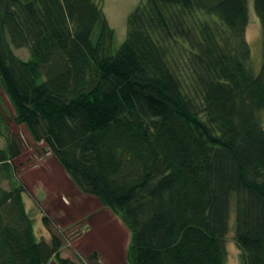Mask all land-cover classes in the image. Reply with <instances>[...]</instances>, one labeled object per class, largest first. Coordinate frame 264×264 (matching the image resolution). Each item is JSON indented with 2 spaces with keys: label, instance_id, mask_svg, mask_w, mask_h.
Masks as SVG:
<instances>
[{
  "label": "trees",
  "instance_id": "trees-1",
  "mask_svg": "<svg viewBox=\"0 0 264 264\" xmlns=\"http://www.w3.org/2000/svg\"><path fill=\"white\" fill-rule=\"evenodd\" d=\"M248 4L146 0L114 50L100 0H0L15 120L122 220L128 264H225L232 212L242 264H264V53L256 73ZM24 192L0 188V264H76L57 235L38 239Z\"/></svg>",
  "mask_w": 264,
  "mask_h": 264
},
{
  "label": "rangeland",
  "instance_id": "rangeland-1",
  "mask_svg": "<svg viewBox=\"0 0 264 264\" xmlns=\"http://www.w3.org/2000/svg\"><path fill=\"white\" fill-rule=\"evenodd\" d=\"M146 0H100L114 30L116 50L127 37V17ZM249 22L245 37L250 45V66L259 72L264 53V29L249 0ZM27 60L26 48L15 50ZM264 126V109L260 112ZM14 144L15 156L7 155V165L0 162V188L22 187L23 199L33 219L38 239L51 242L52 235L62 243L60 257L76 264H128L127 250L131 234L122 220L95 196L82 192L71 180L57 158L43 141H36L24 124L15 120L12 101L0 82V151ZM47 216L49 227L43 217ZM235 214L229 220L225 239V264H242L241 250L235 240ZM96 252V257H90ZM48 264H60L52 257Z\"/></svg>",
  "mask_w": 264,
  "mask_h": 264
},
{
  "label": "crops",
  "instance_id": "crops-1",
  "mask_svg": "<svg viewBox=\"0 0 264 264\" xmlns=\"http://www.w3.org/2000/svg\"><path fill=\"white\" fill-rule=\"evenodd\" d=\"M72 180V179H71ZM96 198V197H95ZM96 199H98V198H96ZM99 202H100V200H98ZM101 205H103V204H101Z\"/></svg>",
  "mask_w": 264,
  "mask_h": 264
}]
</instances>
